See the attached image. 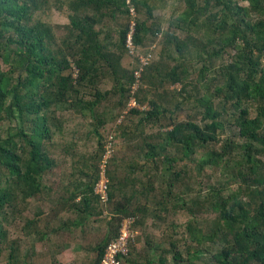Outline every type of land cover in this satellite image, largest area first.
Wrapping results in <instances>:
<instances>
[{
	"label": "trees",
	"instance_id": "obj_1",
	"mask_svg": "<svg viewBox=\"0 0 264 264\" xmlns=\"http://www.w3.org/2000/svg\"><path fill=\"white\" fill-rule=\"evenodd\" d=\"M63 1L58 0L55 8L61 9ZM185 1L189 10L177 23V28L186 34L184 38L176 36L179 58L183 61L188 56H195L193 59L199 57L203 62L199 73L203 78H206L205 70L208 72L217 66L215 58L223 51L235 50L234 58L222 65V82L219 84L215 79L211 83L214 84V99L208 93L193 96L192 91H188L190 81L183 82L180 103H191V100L194 104L199 103L204 108L203 120L178 121L172 123L171 129L158 131L161 141L150 143V150L144 155L145 162L149 164L148 184L125 197V203L116 205V216L114 213L112 216L117 222L134 216V227L137 228V212L141 209L139 201L133 205V198L146 195L148 190L145 188L160 192L162 199L158 201V209L165 215L181 210L189 213L188 222L181 224L185 240L189 235L198 246L209 243L211 247L207 248L208 253L202 250V246L193 252L187 245V250L178 248L179 240L178 247L172 242L176 264H264V64L261 60L264 55V0ZM133 5L137 19L141 7L149 17L152 16L153 9L148 0H133ZM70 7L73 10L69 23L71 33L60 39L56 48L57 42L48 24L36 19L37 22L30 25L32 15L39 10L37 0H0V122H15L13 133L0 135L2 219L10 209L17 213L28 210L31 200L45 188L41 183L49 161L45 142L52 136L53 110L73 109L85 115L87 111L92 112L97 100L105 96L100 91L95 92L94 101L83 100L81 96L84 84L95 80V73L99 70L96 63L101 60L102 65L114 68L113 59H116L103 51V40L109 38V34L100 37L102 31L93 29V24L99 22L96 18H116L122 14L129 17V23L131 20L125 0H74ZM91 10L94 17L89 14ZM203 28L207 31V43L200 48L193 32ZM149 30L146 22H137L136 46L144 43ZM129 31L130 25L119 33L115 46L120 51L127 49ZM211 43L219 44V48L211 55L205 54L207 44ZM67 54L77 57L74 61L79 75L75 80L70 74L63 73L70 67ZM120 58L117 57V61ZM182 65L181 62L174 65L165 76L172 82L187 80V70L185 66L181 69ZM130 80L129 77L127 82ZM116 81L124 91V83L118 76ZM215 99L221 100L220 103L215 105ZM152 105L154 109L143 112L140 123L159 121L160 115L167 112L154 100ZM252 107L256 110L255 115L250 111ZM134 111L140 113L139 110ZM228 123L236 128L227 131ZM100 125L98 120L94 133L98 134ZM185 159L192 160L199 171L205 172L210 166L219 168L220 173L216 180L201 179L196 191L187 187L177 195L174 192L176 183L180 188L186 185L190 170L178 166L177 171L174 163ZM163 164L167 166L161 171ZM109 170L110 167L107 174L112 181ZM97 176L98 170L93 175L92 187L90 183L86 186V191L90 190L93 197H97L93 191ZM160 178L167 183L165 189H157L155 185ZM115 184L108 183L109 200L113 195L111 187L114 188ZM195 184L197 186L198 183ZM233 184L237 187L234 188ZM14 185H17V195L13 192ZM76 186L77 190L72 195L81 192L85 196L86 191ZM114 191L125 194L119 187ZM15 197L19 198L17 203ZM5 206L9 208L5 209ZM204 213L210 214L206 220L203 219ZM26 222L29 226L31 219ZM120 222L93 247L96 257L92 264L98 263L107 243L116 237ZM135 230L138 232L136 238H139V229ZM21 232L36 235L40 240L46 238L42 230ZM5 239V232L0 229V245ZM134 246H131V252ZM130 256L125 264L130 262Z\"/></svg>",
	"mask_w": 264,
	"mask_h": 264
},
{
	"label": "rangeland",
	"instance_id": "obj_2",
	"mask_svg": "<svg viewBox=\"0 0 264 264\" xmlns=\"http://www.w3.org/2000/svg\"><path fill=\"white\" fill-rule=\"evenodd\" d=\"M37 1L39 10L32 15L30 25L33 26L37 20L48 24L54 34L57 48L60 39L63 40L64 37L68 36V33H71L69 23L70 14L73 10L70 7V2L74 0H64L63 5L60 6L61 9L59 7L55 8L58 0ZM148 1L153 9L152 16L149 17L146 10L141 7L137 22H146L150 30L145 35L144 43L136 47L138 54L152 53V57L149 64L143 69L138 86L135 87L134 85V71L138 66L137 57L129 54L127 49L120 51L115 46L120 31L130 25L129 17L118 14L116 18L104 17L100 20L96 18L99 22L93 24V29L102 31L100 37L109 34V38L103 40L105 46L103 51L106 54H111L116 59H113L114 68L102 65L101 60L96 63L99 70L95 73V80L90 84H84V91L81 96L86 101H94L96 91L105 93V96L97 100L92 112L87 111L85 115L75 112L73 109H55L51 115L53 118L51 119L53 132L51 139L45 142L46 158L49 161L46 165L47 173L43 174L41 182L45 185V188L42 192H38L42 196L49 192L46 189L48 185L51 189L57 186L60 191L63 190L65 195H69L67 183H71L69 185L74 184V180L78 179L80 174L94 175L97 170L99 172L101 155L106 149L104 145H107V141L111 142V155L106 162V175L108 183L117 184L114 188L111 187L112 198L105 203L99 201L97 197H93V193L91 194L94 220L93 229H89L91 236L86 240V245H88V242L92 246L101 243L107 236L108 231L111 232L120 222L115 221L113 219L114 215L112 216L115 206L119 203H125V197H130L134 190L142 189L148 184L150 175H147V168L149 164L145 162L144 155L150 150V143L161 141L162 138H160L158 131L171 129L172 123L178 121L203 120L204 108L199 103L194 104L193 100H191V103H180L182 100L180 91L184 87L183 82L190 81L188 91L191 90L193 96L208 93L214 99V84L211 83L215 79L219 84L222 82L220 77L222 65L228 64L227 62H231L234 58L235 50L223 51L220 54L221 56L215 58L217 66L208 72L205 70L206 78H203L199 73L203 64L199 57L193 59L195 56L193 58L188 56L182 61L179 58L180 52L176 49V36L184 38L186 35L184 31L177 28L178 20L182 19L184 12L189 10L186 1ZM39 2L41 3L39 4ZM245 4L248 5V2ZM89 14L94 17L92 10ZM211 15L213 14L208 16ZM206 32L205 28L199 32H193L200 48L207 43ZM218 46L219 44L216 43L207 44L205 54L211 55ZM170 52H173V55H169ZM119 56L121 58L117 61ZM57 57L60 58V55L57 54ZM66 57L69 60L70 67L63 73L65 75L70 74L75 80L79 75V69L75 66L74 61L77 57L74 58L71 54H67ZM261 60L264 64V55ZM180 62L183 64L180 68L182 69L185 66L187 70V80L172 82L165 76L166 72ZM114 74L124 83V91L120 90L121 85L116 81L117 76ZM129 77L131 80L128 83ZM132 100H135L134 106L131 104ZM153 100L159 103L162 109L166 108L167 112L160 115L159 121L146 120L140 123L143 112L154 109ZM214 101L217 105V102L219 104L221 100L215 99ZM134 110H139L140 113ZM250 111L252 115L256 114L253 107ZM98 120L101 125L98 134H96L94 133V126H96ZM14 125V121L5 120L0 122V135L6 136L9 132L13 133L15 131ZM226 128L229 131L231 128L236 127L230 126V123H228ZM165 166L164 164L163 167L160 166L161 171ZM178 166L187 168V171L189 169L190 174L187 178L189 182L183 185L182 188L178 187L176 183L177 187L174 192L177 195L182 192L181 189L187 187L189 190L196 191V189H199L201 179L204 181L208 179L216 180L220 173L219 168L210 166H207L205 172L199 171L196 164L188 159L174 163V168L177 171ZM108 167H110L109 172L112 181L107 174ZM195 183H198L197 186ZM155 185L157 189L167 187L166 181L162 182L161 178L156 180ZM118 187L125 194L114 191ZM233 187L236 188L237 185L233 184ZM16 189L17 185H14V195H17ZM145 189L148 190L146 195H137L133 198V205L139 201L141 209L140 212H137V229H139L140 236L136 238L128 264H176L173 261L172 242H175L178 247V240V248L187 250V246H190L191 250L196 252L198 247L202 246V250L208 253L207 248L211 249L209 243L198 246L195 242H192L189 235L186 240L184 238L186 234H184V229H182L184 227L183 225L181 227V224L188 222V219H190L189 213L181 210L179 212L171 211L170 214L165 215L163 211L158 209V201L162 199V194ZM18 199L15 197V203ZM76 201L74 203H79L81 200L76 199ZM6 208L9 207L5 206ZM28 210L31 211L30 205H28ZM8 211L3 219L0 213V229L4 230L6 234L5 241L2 240V245H0V264H53V256L49 251L50 242L53 238L40 240L36 235H24L21 230L30 229V225L28 226V222H26L29 219V214L25 210V212L22 210L20 213H17L15 209L14 211L12 209ZM209 216V213H204L203 219L206 220ZM196 225L198 226V224ZM42 231L44 232V230ZM71 234L80 239L86 233L85 231L81 233L78 229H72ZM95 257L96 252L90 253L84 256L79 264H92Z\"/></svg>",
	"mask_w": 264,
	"mask_h": 264
},
{
	"label": "crops",
	"instance_id": "obj_3",
	"mask_svg": "<svg viewBox=\"0 0 264 264\" xmlns=\"http://www.w3.org/2000/svg\"><path fill=\"white\" fill-rule=\"evenodd\" d=\"M92 179L91 174L78 175L74 184L67 183L69 195H65L57 186L51 189L48 185L46 189L49 192L43 196L41 193L37 194L31 200V211L26 210L31 219L29 230H44L47 239L53 238L49 248L53 264H79L84 256L93 253L95 245L92 246L89 242L86 245V240L91 236L90 230L93 229L94 220L92 192L86 191L89 183L92 187ZM76 185L80 186V190L86 191L85 196L81 192L72 195V192L77 190ZM76 199L81 201L74 203L77 202ZM72 229H78L81 233L85 231L86 234L78 239L71 234Z\"/></svg>",
	"mask_w": 264,
	"mask_h": 264
},
{
	"label": "built area",
	"instance_id": "obj_4",
	"mask_svg": "<svg viewBox=\"0 0 264 264\" xmlns=\"http://www.w3.org/2000/svg\"><path fill=\"white\" fill-rule=\"evenodd\" d=\"M127 10L129 11L130 20V31L126 38V48L129 54L137 57L138 66L134 71L135 74V87L138 86L140 78L142 77L143 69L149 64L152 53H144L140 55L137 52V47L134 43V34L137 25V11L133 5V0H125ZM138 54V55H137ZM141 63V64H140ZM142 65V66H141ZM141 67V68H140ZM135 105V100L131 103ZM104 147L105 152L101 155V164L99 165L98 178L95 181L93 191L99 201L105 203L109 200L108 198V179L106 175L107 160L111 155V142L107 141V145ZM136 218L134 216H128L121 220L118 225V234L114 239H111L103 252L101 259L96 264H125L126 259L130 256L131 246L135 244L137 236V228L134 227Z\"/></svg>",
	"mask_w": 264,
	"mask_h": 264
}]
</instances>
